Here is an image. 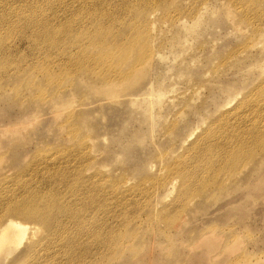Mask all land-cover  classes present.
I'll return each instance as SVG.
<instances>
[{"label": "rangeland", "instance_id": "rangeland-1", "mask_svg": "<svg viewBox=\"0 0 264 264\" xmlns=\"http://www.w3.org/2000/svg\"><path fill=\"white\" fill-rule=\"evenodd\" d=\"M101 30L104 48L91 42ZM139 57L109 95L104 83ZM152 86L164 93L155 117L131 103ZM254 133L264 136V0H0V225L11 215L41 227L7 206L25 186L59 190L82 207V221L64 218L69 234L73 221L97 222L109 254L134 246L110 264H264V140ZM206 148L210 170L196 153ZM214 178L226 181L220 192L192 197Z\"/></svg>", "mask_w": 264, "mask_h": 264}, {"label": "bare ground", "instance_id": "bare-ground-1", "mask_svg": "<svg viewBox=\"0 0 264 264\" xmlns=\"http://www.w3.org/2000/svg\"><path fill=\"white\" fill-rule=\"evenodd\" d=\"M176 21H178L179 24H181V25H186V19H183V17H181V18L179 17ZM64 27H66L67 29L69 28L68 24H66ZM100 27L102 28L101 25L97 26V28H100ZM102 30L98 33L99 35L95 36V38H93V36H91L92 37L91 42L95 46L99 45L102 48H104V41H100L102 39H99L100 37L105 35V33L100 35V33H102ZM131 47H132V42L129 44V46H127V47L122 46L120 48V50L122 52L120 58L123 60V64H125V65H126V62L128 61L127 56L131 54V52H130ZM152 57H153V53H150L148 59H146L145 62L143 61L144 64L147 63V61H149L150 58H152ZM97 58H98L97 63H100L103 60V55L101 56V54H100V56H97ZM141 59L142 58H140L137 61L138 64H136L132 67L129 66L130 72L127 75L119 76V79H117V80L111 79V81L104 83L105 87H107V89H109V92H110L109 95L116 92L117 90L118 91L122 90L125 87L124 84L128 80V78L130 77V74L133 75V73L138 69V66L141 64V63H139V62H141ZM79 62L80 61L75 60V65L78 68L80 65H82L81 67H84V66L89 67V64L84 65V62H82L81 64H79ZM139 68H140V66H139ZM137 72H138V70H137ZM136 74L137 73H135V75ZM132 78H133V76L131 77V79ZM131 79L129 81L133 80V79L132 80ZM152 88H153V86L147 87L142 93L138 94L136 97H133L131 99V103H135V102H137V100L141 99V105L143 106V108L146 111H148L152 117H155V115L153 114V109L159 103L161 97L164 96V93L161 90L155 91ZM112 95H114V94H112ZM212 136H213V134L211 133L210 138ZM254 137H258L257 140H260V139H262V141L264 140V136L260 135L258 133H254L253 138ZM245 144H246V139L244 137L242 139L236 140V147L237 148H239V147L241 148ZM212 150L213 149L209 150L207 148L203 149V150L196 149V153L199 154V156H201L204 153L206 154V155H202L201 158L204 159V161H202V162L208 166L209 170L211 169L210 167H212V165H213V160H212L213 151ZM242 151L243 150L239 151L238 153H233L232 156L228 160H230L232 158V160L234 162H237L239 159L242 158L241 157ZM254 164H255V166H258V165L261 166L262 165L260 162H255ZM261 167H264V166H261ZM172 171L174 172L175 168H170L169 172H172ZM179 171L181 174L185 175V172L182 168H180ZM242 171H243V169H242ZM235 174H237V173H235ZM231 175H233V173ZM185 176H187V178H188L187 180H189V183H191L193 181L191 179V177L188 176V174H186ZM208 180L209 179L200 181V183L202 185L200 186V188H196V190H195L196 192L192 197L201 195L203 192V188L209 187V186L210 187L218 186V190H217V192H218L219 187L221 189V186L222 185L225 186L224 184L226 182V181L224 182V180H218L217 178L211 179L209 181ZM77 185H79V184H76V183L71 184L70 183L71 191L73 194L76 195L78 202H79V200L81 201V203L85 202L83 200L84 197L81 196V195H83L82 193H84V192L81 191V189H77ZM95 186H96V184H95ZM97 186L100 187V185H97ZM25 187L26 188H25L24 194H22L19 197H13L11 203L7 206V211L10 214H20L24 218H28V219L30 217H34L42 225H40L38 222L37 223L41 227H39L38 225H34V224H28L22 220L11 217V215L6 217L7 219L0 225V264H35V262L31 259L32 253L37 255L38 258L41 257V260L38 264H61L63 258H60L59 257L60 255L62 257L64 256L65 257L64 259L67 258L65 260V262L67 264H110L109 260L112 258L111 253H112V255L114 254L113 258H112L113 260H115L114 256H116L117 254L118 255H120L121 253L125 254L124 252L126 249H124L123 246H119L118 249L117 248L113 249L111 251V253L109 254V229H107L105 231L107 233H104L102 235L103 237L105 235H107V237L101 238V237H99L100 235L98 234L100 232L101 228H99V226L98 227L95 226V225H97L96 224L97 222H94L91 225L79 223V222L76 223L75 221H82L83 220L82 216H80L81 212H80V214H78V212L80 211V209L82 207L79 206V207H77L78 209H76V210L71 209V208H73V206H71L69 204L70 201H69V203H66V202H68V200L65 199V198H67V196L64 193H61L62 191L59 193V190L58 191L52 190V192L49 191L48 193H45V192H41V191H32V190H30L31 189L30 187H27V186H25ZM100 189H96V190L100 191ZM74 191H77V193ZM99 193L96 195L99 196ZM106 193L107 192H105V194ZM60 195H61V197L64 198V200H61ZM85 195H87V194H85ZM106 195H104V196L106 197L105 203L107 204V201H108L107 196H109V195H107V196ZM87 196H89V195H87ZM94 196H95V194H94ZM213 196H216V195L214 194ZM213 196H212V199H213ZM82 197H83V199H82ZM185 197L188 198L189 194L185 193ZM190 198H188V201L190 200ZM0 199H7V198L1 197ZM90 199H91L90 201L88 199H87V201H89V203L90 202L93 203L94 199L92 197ZM96 200L101 201V199H96ZM61 201H63V204ZM102 203H104V202H102ZM104 205L105 204H102V206H104ZM98 206L101 207V205H98ZM62 207H64L66 210L64 211ZM89 207L85 208L86 213H88L87 208H89ZM4 208H5V205H4ZM92 208H93V206H92ZM92 208H89V209H92ZM99 209L100 208H98V210ZM93 210L94 209L89 210V213L94 212ZM98 210L96 212H98ZM81 211H82V209H81ZM152 213H153V211H152ZM67 214L75 217V221H73V223L77 225V227L70 234H69L70 227H71L70 224L72 222L70 219L67 220L68 222L64 220V218L69 217ZM87 215L88 214H86V216ZM93 217H94V215H93ZM172 217H173V219L171 220V215L169 216V218H170L169 220H171L170 225L176 229L181 228L182 226H179V224L181 222L174 219V216H172ZM165 218H166V216H165ZM163 219H164V217H163ZM169 220H167L168 223H169ZM72 227H73V225H72ZM133 233H134L133 231L130 234L128 232V234L131 236H133L132 235ZM123 234L126 235L127 233H123ZM125 235H123V236H125ZM129 235H128V237H129ZM36 236H37V239L39 241L34 242V239ZM131 236H130V238H131ZM57 238L59 241L61 240V242H58V244H56ZM120 238H122L121 235H120ZM130 248L131 247L128 248L129 251L130 250L132 251L134 249V248L133 249L132 248L130 249ZM44 249L46 250L47 254H44L45 253ZM137 250H138V248H137ZM137 250H136V252H135V250L133 252H135V254H137L138 253ZM92 254H94L93 257H92ZM40 255H43V256H40ZM55 255H56V257H55ZM109 255L111 257H109ZM120 256H119V258H121ZM98 257H100L99 260H98ZM113 262H115V261H113Z\"/></svg>", "mask_w": 264, "mask_h": 264}]
</instances>
